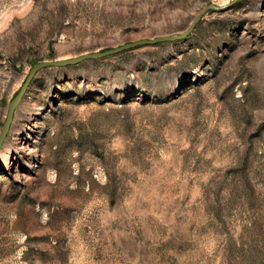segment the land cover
<instances>
[{"label": "rangeland", "instance_id": "1", "mask_svg": "<svg viewBox=\"0 0 264 264\" xmlns=\"http://www.w3.org/2000/svg\"><path fill=\"white\" fill-rule=\"evenodd\" d=\"M0 264H264V0H0Z\"/></svg>", "mask_w": 264, "mask_h": 264}, {"label": "water", "instance_id": "2", "mask_svg": "<svg viewBox=\"0 0 264 264\" xmlns=\"http://www.w3.org/2000/svg\"><path fill=\"white\" fill-rule=\"evenodd\" d=\"M224 9H225V7H217V6H213V5L207 6L204 9V11L194 19L192 24L183 33H181L179 35L160 37V38H157L155 40H142V41H138L136 43L128 44V45H125L123 47H120V48H117L114 50H110L107 52L97 53V54H88V55L80 56L78 58H74V59H70V60H64V61H58V62H42V63H37V64L33 65L28 76H27V79L25 80L21 89L19 90V92L15 95V97L11 100V102L8 105L6 118H5V121L3 123L2 129L0 132V146L2 145V142L4 141L6 135L9 131L15 110L19 106V104L21 103L23 97L25 96V94H26V92H27L32 80H33L34 75L37 72H39L43 69H48V68H62V67L74 66V65H77L83 61L97 60V59L105 58L107 56H112V55H115V54H118V53H121L124 51L132 50L136 47L152 46V45H155L157 43L175 42L178 40L185 39L194 30L195 26L200 21L202 15L204 13H206L207 11H222Z\"/></svg>", "mask_w": 264, "mask_h": 264}]
</instances>
